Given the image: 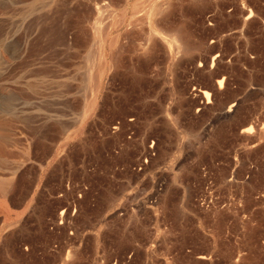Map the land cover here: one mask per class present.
Instances as JSON below:
<instances>
[{
  "label": "rangeland",
  "instance_id": "rangeland-1",
  "mask_svg": "<svg viewBox=\"0 0 264 264\" xmlns=\"http://www.w3.org/2000/svg\"><path fill=\"white\" fill-rule=\"evenodd\" d=\"M36 1L0 66V264H264V0H44L42 76Z\"/></svg>",
  "mask_w": 264,
  "mask_h": 264
},
{
  "label": "bare ground",
  "instance_id": "bare-ground-1",
  "mask_svg": "<svg viewBox=\"0 0 264 264\" xmlns=\"http://www.w3.org/2000/svg\"><path fill=\"white\" fill-rule=\"evenodd\" d=\"M30 1L31 0H0V66H2L3 64H5L7 62V57H9L10 59L13 58V55H11V53L9 52V48L10 46L12 45V43L16 42L14 41L13 42V38L10 37L8 34H6L7 32H5L6 30V26H7V22H8V18H11V14L13 13V11H15L18 7H28V5H30ZM38 3V6H39V14L37 16V38H38V42H39V48H38V53L39 54L38 56H40V67H39V70H38V75L39 76H42L44 72H46V66H45V51H46V35H47V20H48V14H47V11H46V5L44 3V0H37L36 1ZM16 12V11H15ZM251 15V14H250ZM139 22V21H138ZM28 25V24H27ZM142 25V24H141ZM108 26V25H107ZM29 27V26H28ZM31 27V26H30ZM102 27V26H101ZM137 27V26H136ZM104 28V27H102ZM27 30V29H26ZM29 30V29H28ZM28 32V31H27ZM171 32V31H170ZM32 34V33H31ZM152 34H155V33H152ZM163 36L165 35V38H164V42L166 44V48L168 50V54L170 55L171 54V41L173 40L174 35L172 34H169V33H162ZM26 35V34H25ZM102 36V35H101ZM122 36V35H121ZM27 37V36H26ZM151 40V39H150ZM176 40V39H174ZM173 40V42H174ZM17 43V42H16ZM176 43V42H174ZM173 43V44H174ZM27 40H25V42H23L20 47V53H22L23 55L25 53H28L30 52V50H28L27 52V49L28 47L30 48V46L27 47ZM105 38L102 37V39L100 40V43H99V49H98V53H96V55H94L92 58L94 60H96V58L98 59H103V56L105 54H103V50L105 49ZM113 44V41L110 42V47L112 46ZM14 45V44H13ZM16 45V44H15ZM14 45V46H15ZM175 45V44H174ZM96 46V45H95ZM19 47V45H18ZM174 48V47H173ZM105 53V52H104ZM111 55V54H110ZM112 57V56H111ZM110 57V58H111ZM27 58H28V55H27ZM26 58V59H27ZM32 58V57H31ZM113 59V58H112ZM112 61V60H111ZM30 62V61H29ZM95 62V61H94ZM26 64V63H25ZM95 64V63H94ZM23 75V74H22ZM95 75V74H93ZM21 76V75H20ZM8 78V77H7ZM94 79V78H93ZM8 81V80H6ZM94 81L93 80H88V84L85 86V89L84 91L87 92L89 95H90V100H87L85 103V109H84V115L86 116H89L90 113H91V110H92V106H93V102H92V99H91V96L93 95V93L95 92V86L93 85ZM96 83V82H95ZM7 86V85H6ZM39 86V85H38ZM217 86L218 88H220L222 86V80L218 81L217 82ZM25 89H30V90H34L32 88V86H29L28 84H25ZM0 92L1 93H5V94H14V91L10 90V89H7L5 88L4 86H0ZM204 95V97L206 98V102L209 101L208 99V95L209 93L207 92H203L202 93ZM88 97V96H87ZM87 99V98H86ZM3 120V118L0 119V121ZM41 120V119H40ZM34 123V122H33ZM60 128H63L62 125H60ZM44 128V127H43ZM57 129V128H56ZM51 130V129H50ZM53 130V129H52ZM51 130V131H52ZM46 131V129H45ZM66 131V130H65ZM252 131V128L251 127H248L246 128V130H244V132L246 133H251ZM47 132V131H46ZM60 132V131H59ZM59 132H56V133H59ZM39 134V133H38ZM48 135V133H47ZM33 136V135H32ZM37 136V135H36ZM53 135H51L50 137H52ZM34 137V136H33ZM45 138V137H44ZM54 138V136H53ZM52 138V139H53ZM2 138L0 137V140ZM34 139V138H33ZM40 139V138H39ZM47 139V138H46ZM49 139V137H48ZM31 140V139H30ZM38 140V138H37ZM23 141V140H22ZM37 142V141H35ZM44 142V141H43ZM45 143V142H44ZM39 144V143H38ZM46 144V143H45ZM36 145V143H35ZM42 144H40L41 146ZM26 146V145H25ZM24 146V147H25ZM45 146V145H44ZM42 147V146H41ZM29 148H24L20 153V158L21 157H27L29 154ZM23 159V158H21ZM0 164L1 165H4V166H9L10 165V162H7V161H4L2 159H0ZM12 172L11 174H13L15 172V169L17 168V165L16 166H12ZM9 168V167H7ZM12 179H13V176H10L9 178H6V179H1L0 180V199L1 201L3 202L2 206L4 205V200L6 198V195L9 191V189L11 188V184H12ZM73 191V190H72Z\"/></svg>",
  "mask_w": 264,
  "mask_h": 264
},
{
  "label": "crops",
  "instance_id": "crops-1",
  "mask_svg": "<svg viewBox=\"0 0 264 264\" xmlns=\"http://www.w3.org/2000/svg\"><path fill=\"white\" fill-rule=\"evenodd\" d=\"M171 178H172V176H171Z\"/></svg>",
  "mask_w": 264,
  "mask_h": 264
}]
</instances>
